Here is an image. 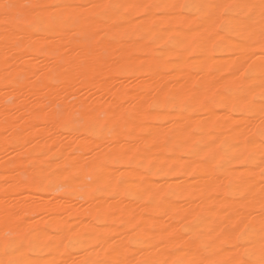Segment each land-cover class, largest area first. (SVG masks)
<instances>
[{"label": "bare ground", "instance_id": "obj_1", "mask_svg": "<svg viewBox=\"0 0 264 264\" xmlns=\"http://www.w3.org/2000/svg\"><path fill=\"white\" fill-rule=\"evenodd\" d=\"M4 2L73 7L63 23L0 9V261L82 264L117 249L127 264H226L245 224L256 243L242 259L258 260L260 0ZM204 4L257 5V35L239 23L249 9L193 7ZM67 105L98 123L61 126Z\"/></svg>", "mask_w": 264, "mask_h": 264}, {"label": "snow or ice", "instance_id": "obj_2", "mask_svg": "<svg viewBox=\"0 0 264 264\" xmlns=\"http://www.w3.org/2000/svg\"><path fill=\"white\" fill-rule=\"evenodd\" d=\"M29 9L33 13H47L48 19L52 22L63 23L65 20L71 18V13L65 12V9L71 8V5H59V4H43V3H35L31 5H18L14 3L4 2L0 3V9L3 10V14L5 16L9 15L12 10L20 9V8ZM95 7H109L108 5L103 6H95ZM133 7V6H129ZM188 7V6H185ZM193 7L197 8H205V9H227L230 8H242L249 9V11L245 14V19L240 20L239 23L247 25L249 30L250 37H254L257 35L256 29L253 23H249L253 21L254 10L257 5L253 4H228V5H220V4H204V5H194ZM259 47H260V64H259V72L261 76V86L264 87V0H260L259 3ZM255 55V53H253ZM253 68L252 64H249L242 73V75H248L249 71ZM67 71V69H64ZM261 112L264 113V92L261 93ZM56 121L64 127L71 126L74 130H79V128L83 125H88L89 127H93L98 123V117L92 115L91 109H88L85 106L80 108L72 107L71 105L60 106L58 111L55 113ZM260 135L264 137V128L261 129ZM248 143H255L254 140H249ZM261 172L264 174V142L261 145ZM261 200L264 201V187L261 188L260 191ZM246 198V197H245ZM248 215H251L249 213ZM260 215V227H259V259L258 260H244L242 259L243 255H253L252 249L255 247V235L256 229L254 227H250L249 224H245L244 230H239L238 234L235 236V242L232 244L233 250H238L240 248L244 249V252L240 254L241 258H237L233 261H228L226 264H264V204L261 206ZM232 235L226 234V240H232ZM243 241V242H242ZM19 245L16 243L5 244L4 246V254L11 255L17 251H19ZM99 247V244H98ZM11 249V252L9 251ZM107 249L105 252L107 253ZM119 250L113 249L111 254L112 258H100L99 253H97V257L95 259H91L82 264H127V261L119 258ZM0 264H31V261L27 259H10L8 261H0ZM136 264H160V262L145 260L143 262L137 261ZM172 264H199L198 261H183L177 260L173 261ZM210 264H215V262H210Z\"/></svg>", "mask_w": 264, "mask_h": 264}, {"label": "rangeland", "instance_id": "obj_3", "mask_svg": "<svg viewBox=\"0 0 264 264\" xmlns=\"http://www.w3.org/2000/svg\"><path fill=\"white\" fill-rule=\"evenodd\" d=\"M60 132H62V135L63 134H66L67 135V130L66 129H61ZM64 136V135H63ZM237 168H240V166L236 165ZM47 196V195H46ZM78 201H81L80 198H78ZM33 218L36 217V216H32Z\"/></svg>", "mask_w": 264, "mask_h": 264}]
</instances>
